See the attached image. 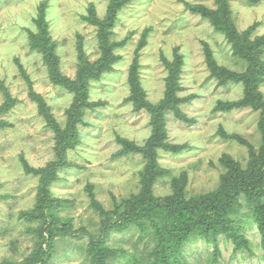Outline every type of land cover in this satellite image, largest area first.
<instances>
[{
	"label": "rangeland",
	"instance_id": "374dc122",
	"mask_svg": "<svg viewBox=\"0 0 264 264\" xmlns=\"http://www.w3.org/2000/svg\"><path fill=\"white\" fill-rule=\"evenodd\" d=\"M186 3L215 7L213 0H129L119 10L109 42L124 44L113 51L118 58L112 71L90 82L87 100L93 105L84 107L78 119L74 116L75 146L67 150L64 165L57 169L48 188L50 196L60 202L56 214L68 220L71 231L78 235L57 236L48 264H90L84 249L88 238L79 230L99 233L100 213L92 202L112 214L114 204L141 191L146 159L139 153L118 154L122 148L118 137L144 146L152 135L150 115L144 110L135 111L128 101L129 68L136 57L145 99L156 104L164 98L166 89L167 70L162 58L172 61L174 48L178 47L183 64L177 94L190 97L180 108L191 121L167 114L165 141L189 147L179 153L157 149V162L166 172L152 186L155 196L171 194L172 180L183 174L185 198L215 189L225 170L220 163L223 155H229L244 170L248 167V149L223 140L217 132L223 128L229 134H239L257 149L258 112L249 108L213 112L218 100L239 99L243 85L218 86L215 79L209 78L204 44L213 51L219 65L242 72L245 64L233 56L224 36L214 31L207 20L190 13ZM42 4L46 6L48 33L56 43L61 76L76 78L80 53L89 63L102 57L99 29L82 16H88L92 6L95 16L103 19L107 0H0V82L10 96L7 99L0 89V122L4 123L0 126V264L22 262L37 244L38 237L32 229L40 224L21 214L35 207L39 177L26 173L25 165L37 169L59 160L55 133L39 114L30 92L45 101L52 119L62 129L69 123L67 110L73 103V94L53 84L42 55L29 47L28 31H37L34 19ZM230 9L238 31L258 22L254 34H264V0H231ZM148 28L145 44L139 47ZM259 91L264 97V81ZM241 201L236 226H241L240 233L250 240L252 251H235L230 238L218 235L216 246L220 253L215 264H264L256 220L242 198ZM139 234V227H129L112 233L107 243L124 252L144 249L138 241ZM214 248L203 238H192L184 254L194 264H213ZM118 262L122 259L115 264H121Z\"/></svg>",
	"mask_w": 264,
	"mask_h": 264
},
{
	"label": "trees",
	"instance_id": "16d2710c",
	"mask_svg": "<svg viewBox=\"0 0 264 264\" xmlns=\"http://www.w3.org/2000/svg\"><path fill=\"white\" fill-rule=\"evenodd\" d=\"M107 1V13L103 19L95 16L92 6L89 8L90 14L82 16L85 21L99 29L102 57L89 63L80 53L81 63L73 80L59 73L58 58L55 55L56 43L48 33V24L45 20V4L39 6L38 14L34 19L37 31H28L29 47L42 55L53 84L73 94V103L67 110L69 123L62 129L52 119L45 101L39 95L30 92L31 100L39 106V114L46 121L47 127L53 129L55 133L57 139L55 150L59 160L37 169L25 165L26 173L39 177V185L35 207L22 212L21 215L26 220L37 221L40 225L32 229L38 240L31 256L17 264H48L54 255V241L57 236L78 235L75 231H71L72 224L68 220L61 219L56 214L60 202L50 196L48 188L55 180L57 169L64 165L63 157L67 150L75 146L77 133L74 116L78 119L84 107L93 105L87 100L90 82L112 71V65L118 58L113 51L115 47L124 44V42L110 44L109 37L119 10L129 0ZM248 1L255 3L258 0ZM230 2L231 0H213L214 8L202 3H186V8L190 13L207 20L214 31L221 33L229 44L233 56L245 64L242 72L219 65L213 51L204 44V61L209 71V78L215 79L218 86H227L230 83L243 85V95L239 99L218 100L213 112L228 113L241 108L258 112L257 131L260 135V144L257 149L239 134H229L223 128H219L217 132L223 140L235 141L248 149L250 156L248 167L244 170L229 155H223L220 163L225 170L215 189L185 198L186 176L183 174L182 178L172 180L171 194L155 196L152 186L155 180L166 172L157 162V149L179 153L189 147L187 144H171L165 141L167 114L172 113L177 119L191 121L180 108V105L189 101L190 97L183 98L177 94L181 89L179 76L183 64V57L178 52V47L174 48L172 61L162 58L167 70L166 89L164 98L156 104L145 99L144 91L138 81L140 65L136 57L129 68L131 96L128 101L133 103L135 111L144 110L150 115L152 135L144 146H136L118 137V141L122 144L118 154L139 153L146 159V168L141 173V191L114 204L112 214L105 211L100 204L92 202L94 209L100 213L99 233L94 235L83 228L79 230L88 238L84 249L90 264H115L118 259H122V262H118L121 264H194V261L184 254V247L192 238L198 237L211 242L216 247L213 249V264H215L220 253L216 246L217 236L222 234L230 238L235 251H252L250 240L240 233L241 226H236L235 216L243 205L241 198L256 220L264 259V97L259 91V86L264 81L262 58L264 34H254L258 22L243 31H238L233 23ZM148 32L149 28L143 32L139 47L145 44ZM0 89L7 99H10L2 82ZM3 125L4 123L0 122V126ZM134 226L140 228L138 241L142 242L144 249L136 248L135 251L124 252L122 249L109 246L107 240L112 233H120Z\"/></svg>",
	"mask_w": 264,
	"mask_h": 264
}]
</instances>
